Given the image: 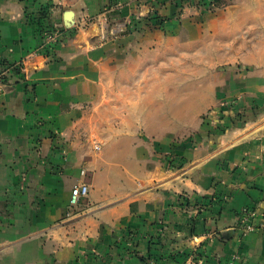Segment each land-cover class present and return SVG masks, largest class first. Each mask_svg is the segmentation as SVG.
Returning a JSON list of instances; mask_svg holds the SVG:
<instances>
[{
  "label": "crops",
  "instance_id": "1",
  "mask_svg": "<svg viewBox=\"0 0 264 264\" xmlns=\"http://www.w3.org/2000/svg\"><path fill=\"white\" fill-rule=\"evenodd\" d=\"M16 66L0 264H264V0H0Z\"/></svg>",
  "mask_w": 264,
  "mask_h": 264
},
{
  "label": "built area",
  "instance_id": "2",
  "mask_svg": "<svg viewBox=\"0 0 264 264\" xmlns=\"http://www.w3.org/2000/svg\"><path fill=\"white\" fill-rule=\"evenodd\" d=\"M62 34H64V32H62L60 29H57L54 32L47 35L45 38L46 39L45 42L47 46H50L49 44H56L59 41L58 38H60ZM13 69H18L20 71L19 66L13 67L5 72L3 70L2 71L0 70V85L2 83L3 84L5 83L4 79L8 78L9 74L13 72ZM88 194H89V185L87 183H83L79 186L74 187L71 192V197L69 201L70 210L71 211L75 210L81 204L82 200L87 198ZM255 217L256 215L253 210H249V209L243 210V212L241 213V222L244 233L255 232L256 230H258V228L264 229V225L261 224L259 227L256 225Z\"/></svg>",
  "mask_w": 264,
  "mask_h": 264
},
{
  "label": "trees",
  "instance_id": "3",
  "mask_svg": "<svg viewBox=\"0 0 264 264\" xmlns=\"http://www.w3.org/2000/svg\"><path fill=\"white\" fill-rule=\"evenodd\" d=\"M48 12H49V8H45V9H42V12H41V17H48ZM34 21H36V23H38V26H39V32H40V35L43 39L46 38L47 35H49L50 33L54 32L55 30H57L58 28H56L55 26L53 25H46L44 24L41 19H35ZM60 30L62 32H65L64 29H61ZM68 33H70V30L67 31ZM48 53V52H47ZM4 69V67H2ZM18 69H13V73H18ZM4 81L7 83L8 82V79H4Z\"/></svg>",
  "mask_w": 264,
  "mask_h": 264
},
{
  "label": "water",
  "instance_id": "4",
  "mask_svg": "<svg viewBox=\"0 0 264 264\" xmlns=\"http://www.w3.org/2000/svg\"><path fill=\"white\" fill-rule=\"evenodd\" d=\"M75 13L73 11H67L65 13V25L67 29H71L74 24Z\"/></svg>",
  "mask_w": 264,
  "mask_h": 264
},
{
  "label": "rangeland",
  "instance_id": "5",
  "mask_svg": "<svg viewBox=\"0 0 264 264\" xmlns=\"http://www.w3.org/2000/svg\"><path fill=\"white\" fill-rule=\"evenodd\" d=\"M86 23H87V25H90L91 23H94V22H92V21H86ZM204 118V117H203Z\"/></svg>",
  "mask_w": 264,
  "mask_h": 264
}]
</instances>
